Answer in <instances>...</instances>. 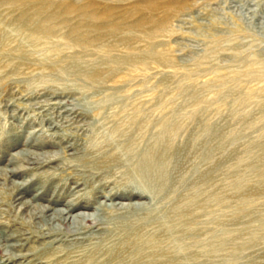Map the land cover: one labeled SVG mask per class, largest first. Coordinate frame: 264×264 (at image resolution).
I'll return each instance as SVG.
<instances>
[{"label": "rangeland", "instance_id": "obj_1", "mask_svg": "<svg viewBox=\"0 0 264 264\" xmlns=\"http://www.w3.org/2000/svg\"><path fill=\"white\" fill-rule=\"evenodd\" d=\"M110 1V20L140 31L87 50L65 26L34 37L0 9V230L43 226L32 206L79 196L73 212H96L78 223L90 240L49 238L70 260L94 246L110 264H264V0ZM150 152L169 159L153 192L134 187ZM120 237L129 249L110 254Z\"/></svg>", "mask_w": 264, "mask_h": 264}, {"label": "bare ground", "instance_id": "obj_2", "mask_svg": "<svg viewBox=\"0 0 264 264\" xmlns=\"http://www.w3.org/2000/svg\"><path fill=\"white\" fill-rule=\"evenodd\" d=\"M109 1L110 0L103 3L99 0H87L86 3L80 5L73 3H60L55 0H0V9L4 8L5 10H8L9 13H11L14 19L12 18V21L10 22H13V26L29 32L34 37L37 36L49 39L50 37L54 36V29L55 27H57L55 24L65 26L69 29V33L66 34V37L64 36V38L72 42L74 47H77L80 50H87L93 44L97 45L98 43L102 44L98 46L101 48L106 45L112 46L108 44V41L110 42V40H119L121 42L123 41V43L124 41L126 42V40H128L129 42L131 40V37L125 36L123 32L127 29H135V31H140L142 25L140 19L133 22L131 21L129 24H124V22H121V20H119L118 18V20H110V17L115 16V14L117 15V8L112 6L113 1L112 3L111 1ZM84 16H86L87 22H85L81 26V24L77 20L81 19ZM121 17L122 16L120 14L119 18ZM130 18L132 17L130 16ZM20 56L21 60H26L25 55L21 54ZM177 150L180 151V149L178 148ZM20 155L25 156V158L22 159L24 161H27L26 164L30 166L40 163L34 160L35 157H32V155L35 154H29L27 152L21 151ZM149 156V159L144 160L143 163L138 166L136 172L138 173L137 181H139L140 184H143L145 188H147V184L149 189H145L138 184V186L135 185L134 187H137L138 190L143 189L147 192L149 190L150 192H153L154 190H156L155 186H158L157 179L162 182L164 179V181H166V179L168 178L169 173L166 166V161H168L169 159L167 158L168 155L158 153L156 154V152H150ZM166 158L168 160H166ZM11 184L13 185L14 193H18L19 191L24 190L27 183L11 180ZM121 194L123 195L118 196H127L125 193ZM43 197V195L37 193L30 197L29 200H22V202H20V206L22 208L27 207L32 200H37L38 198L43 199ZM77 197L79 196H76V198L74 197L64 200L63 206L61 207H49V205L42 204L34 206L31 205L32 207H34L32 213L33 218L44 220L45 224H42L43 226L36 227L31 224H27L28 228L25 232H19V230L8 232L6 231V229L1 228L0 249L5 248L8 252H4L3 254L0 253V264H4L8 261H15L16 259H23V261H25V264H110L109 262H101L93 258V254L97 249H95L94 246L89 247V250H87L89 254H80V256L84 257H81L82 259L78 258L75 260L69 259V255L75 252L72 253L67 249H58L51 246L55 241H58L55 238L50 240L49 238L51 237H59V241L60 239H63L64 241L69 242L70 245L74 246L76 249L82 248V241L85 242L90 240V236L85 232L87 230L81 231L78 223L81 220L83 221L87 220L88 218H93L96 212H73L78 207H85L87 204L86 200L82 201L81 198ZM13 199V197H9L8 199V203L10 202L9 205H11V207H13ZM59 200L60 199H50L47 200V204L55 205L58 204ZM110 204L113 203L108 204L105 201H99L97 206ZM97 206L95 208H97ZM55 221H58L61 225L52 224ZM19 224L25 226L23 222H20ZM65 225L69 228L68 231L65 230ZM9 226L11 225L9 224V222H7L2 227ZM110 232L111 231L107 229L102 232V234H110ZM69 236L75 237L66 240ZM33 237L37 239L47 238V241L44 240L39 245L33 246V244H30ZM108 238L103 237L102 239L100 237V239H102V242H109ZM124 243L127 242L125 240L123 241V238L120 237V245L112 246L110 242L111 246L107 249L110 250V254L112 252L114 255H122L129 249V246H127V244L124 245ZM26 245L27 251L25 253H22L21 249L25 248ZM109 257L110 256H108L104 260L112 259Z\"/></svg>", "mask_w": 264, "mask_h": 264}]
</instances>
